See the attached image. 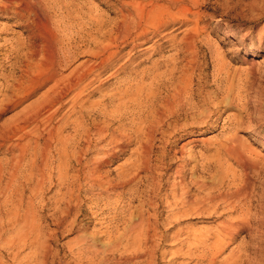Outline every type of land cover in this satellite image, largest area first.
I'll list each match as a JSON object with an SVG mask.
<instances>
[{
  "label": "bare ground",
  "instance_id": "6f19581e",
  "mask_svg": "<svg viewBox=\"0 0 264 264\" xmlns=\"http://www.w3.org/2000/svg\"><path fill=\"white\" fill-rule=\"evenodd\" d=\"M97 1L106 5L110 0ZM116 2V17L109 20L96 6L86 7L85 0H0V16L13 19L23 28L22 35L0 44V53L6 50L11 67L7 73L0 68V111L45 88L15 119L0 126V150L12 139L17 140L6 149L10 155L7 160L0 159V249L6 246L16 250L29 241L40 253L36 264H48L51 256L38 213L44 206L60 213L49 238L72 230L76 218L72 210L88 202L102 208L101 212L113 208L115 229L120 222L125 225L117 237H112V246L125 242L141 247L158 235L160 224L179 223L196 211L244 210L247 199L251 200L247 185L213 194V189L225 186L227 172L223 166L218 169L216 184L193 176L188 182L186 172L193 174L197 165L188 170L187 160L196 157L188 153L177 158L170 152L180 138L192 134L186 142L190 144L199 140L193 133L202 135L215 129L224 106L246 112L254 121L243 125L242 132L264 129V115L247 112L250 103L256 107V99L250 103L245 99L255 81L258 61L244 58L247 65L240 70L224 64L228 53L234 59L242 48L264 50V27L255 40L251 27L239 40L234 37L238 40L234 47L211 51L217 84L209 90L207 63L200 51L202 44L212 45L201 37L210 30V25L200 26L209 14L202 10L199 0ZM252 2V10L264 5V0ZM257 15L253 22L264 18V13ZM209 16L210 23L218 26L220 19ZM190 22L193 25L184 30L173 52L167 54L164 44L171 43L172 47L176 42L171 27ZM150 41L152 45L139 48ZM239 71L245 79L235 85ZM111 79L117 81L105 87ZM236 118L231 122L234 131L220 140L204 141L205 159L219 162L224 154L243 162L242 150L250 146L237 132L236 125L242 122ZM127 152L128 159L112 178L107 168ZM173 166L171 188L162 193L167 183L164 177L171 175L168 171ZM244 167L249 169V163ZM237 183L232 179L228 189ZM190 185L207 191V195L193 197ZM125 198V205L119 208ZM162 202L171 211L161 220L157 210ZM248 221L246 214L233 216L220 221L212 232L188 240L212 250L214 260ZM112 234L109 231L105 236L110 239ZM76 241L79 255L86 254L91 260L103 252L94 234L81 233ZM240 249L229 252L235 261H242ZM14 255L16 258L17 252Z\"/></svg>",
  "mask_w": 264,
  "mask_h": 264
},
{
  "label": "rangeland",
  "instance_id": "374dc122",
  "mask_svg": "<svg viewBox=\"0 0 264 264\" xmlns=\"http://www.w3.org/2000/svg\"><path fill=\"white\" fill-rule=\"evenodd\" d=\"M252 1L254 0H199L201 8L203 11H205V13L214 15L220 19L218 26L210 23L209 15L205 16L202 21H200V26L210 25V30H208V32L201 37L204 40L209 39L212 45L208 46V44L204 43L200 48L201 55L204 57V61L207 63L205 72L207 77L206 79L210 85L208 87L210 88L209 90H213L217 84L214 82L213 77L214 63L211 58V51L215 50L216 47H219L221 50H229L230 47H234L236 45L235 43L239 40L240 35L249 31L251 27L255 30V40L257 39L258 34H260L262 31V27H264V18H260L258 21L253 22V16L255 18L258 16L257 14L264 13V8H262L264 5H262V7L260 6L261 9L258 6L259 8L256 7L255 10H252ZM85 4L88 8L96 6L98 13L104 18L113 20L116 17V0H110L108 3H106V5H99L97 0H85ZM192 25L193 23L190 22L189 24H186L182 27L178 24H175L171 27L173 30L171 35L176 36V42L172 47H170L171 43L164 44L167 54L173 52V47L184 36V30L190 28ZM22 33L23 28L19 26L17 22H15L13 19H9L7 16H0V44L5 40L13 39L19 35H22ZM234 37H237L238 40ZM246 41L249 42L250 37H248ZM152 43L153 41H150L145 46H140L139 48L142 49L148 47L152 45ZM7 47L8 45L5 46V49ZM128 49L129 48L124 49L122 53L126 52ZM145 52L146 50L140 51V53ZM4 53H7L6 50L2 52V54L0 53V68L2 71L7 73L11 71V67ZM228 55V57L226 56L224 58V64L237 70L246 68L247 64L243 62L244 58L247 60L255 58L258 61L259 67L255 71V81L253 85L250 86V88L248 87L249 91L245 99H247L249 103L253 99H256V107L251 106L252 103H250L247 109L249 114L254 116V112L259 111L260 115H264V50L256 49L251 52L245 51V48H242L234 59L231 57L233 56L231 53H228ZM124 61L125 58L122 59L120 63ZM239 72L240 73L237 74L234 82L235 85L238 84V81L242 83V80L245 79V74L241 73V71ZM240 74L242 75L240 76ZM106 75L107 74L102 76L101 79H104ZM116 81V79L109 80L105 87L112 85ZM44 89L45 88L23 99L22 102L15 107L1 110L0 126L6 125L15 119V117L21 113L22 110L32 104L39 97ZM221 112V116L218 118L215 129L205 132L202 135H197L198 132L193 133V135H196L199 140L190 144H186V142L192 134L180 138L174 143L170 155L177 158H185L188 153H191L194 155V157H196V160H187V163H189L187 167L188 170L194 164L197 165V170L196 172L193 171V174L190 172V170L186 172L185 177L186 180L188 179V182L190 176H193L194 178L204 181L207 184H212V182H215L216 184L220 179L218 172L219 167L223 166L226 168V184L224 183L225 186H222L223 188L217 187L213 189V194H218L220 191L225 190L232 192L236 188L247 185V191L251 192L248 193L249 195L247 194V197H251V200L247 199L248 208L246 207L244 210L240 209L233 212L223 210L222 208L221 210L219 208V212L196 211L189 213L187 216L182 217L179 220V223L173 222L170 224H160V227H158L157 230L159 233L155 238L150 239L146 243H142L141 247H136L131 244L125 245V242L117 244L116 246H112L111 243L114 236L117 237L119 233L122 232L125 225L120 222L119 226L117 225V229H115L114 226H116V223L111 219L115 214L113 208H108L101 212L102 208L97 209L88 202L78 205L72 210V217H74V215L76 217L72 230L63 231L59 233L57 237L49 238L48 233L55 228L54 224L56 219L60 216V213L54 211L50 207L48 208V206H44L45 208H41L43 212L39 210L38 213L42 217V232L47 235L45 238H47L48 245L51 248V256L48 260V264H264V129L258 127L254 128V131L252 132H242V129L244 128L243 125L247 126V124L250 125L251 123H254L253 120L248 119L246 112H241L235 108L225 106L222 107ZM233 116L235 118L237 117L235 121L242 122V125H236V130L239 134H242L244 140L249 143L250 146L248 149L242 150L243 159H245L242 163H240L234 157L224 154L222 155L219 162H215L212 159H205L204 155H208V153L206 152L207 144H205L204 141L220 140L224 136L234 131V127L231 125V122L234 118ZM246 118L248 122H251L248 123ZM12 141L16 142L17 140L12 139ZM12 141L7 142L0 150V159L2 162H5L4 160H7V158L10 156L7 154L6 149L8 146H10ZM128 157L129 152L120 154L109 165L107 169L111 172L110 175L112 178H115L116 176L117 167L123 164L124 161L128 159ZM248 163L250 168L246 169L244 165H248ZM174 167L175 166H173L171 170L168 171L169 174L172 173ZM234 178L236 179V182H238L237 185H234L233 189L232 186L228 189V182ZM172 180V174L164 177V181L167 183L165 184L162 193L169 191ZM190 191V194L193 197L199 198L206 196L208 193L207 191L201 190L197 186L193 185H190ZM127 197L128 195L126 198ZM126 198L123 200V202H121L119 208L125 205ZM137 204L138 202L135 201L134 205ZM170 211L171 208H169L166 203L162 202L160 203L157 213L159 218L162 220L167 214L170 213ZM237 214L248 215L249 224L235 237L232 242L229 243L228 246H226L225 249L215 256L214 260H212L211 257L212 250H208L200 244H191L190 240H188L193 236L212 232L214 229H216L220 221L233 216H238ZM109 231L113 233V236H111L110 239L105 236L106 232ZM81 233H86L88 235L94 234L98 247L103 251L95 259L91 260L86 256V254L85 256L84 254L79 255L77 252L76 237ZM159 235L163 237L161 238ZM45 238L43 240H45ZM240 248L242 249L240 254L243 258L241 257L242 261L240 259L238 262L231 257V253L229 252L233 249H235V251H239ZM33 249L34 248L29 244V241H27L23 247L18 249L16 248V250L11 248L9 250L8 247L4 246L2 249H0V264H36L40 253L39 251H36L35 249L34 251ZM16 252L17 257L15 258L14 253Z\"/></svg>",
  "mask_w": 264,
  "mask_h": 264
}]
</instances>
